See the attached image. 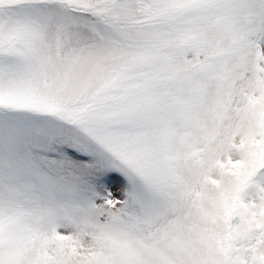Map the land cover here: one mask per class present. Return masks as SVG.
<instances>
[{"label":"snow or ice","instance_id":"6c2138e0","mask_svg":"<svg viewBox=\"0 0 264 264\" xmlns=\"http://www.w3.org/2000/svg\"><path fill=\"white\" fill-rule=\"evenodd\" d=\"M0 264H264V0H0Z\"/></svg>","mask_w":264,"mask_h":264}]
</instances>
